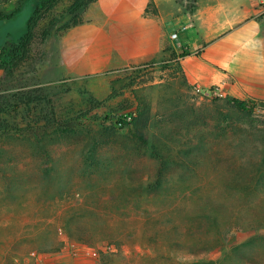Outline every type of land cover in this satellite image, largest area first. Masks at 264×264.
Listing matches in <instances>:
<instances>
[{
    "label": "rangeland",
    "instance_id": "rangeland-1",
    "mask_svg": "<svg viewBox=\"0 0 264 264\" xmlns=\"http://www.w3.org/2000/svg\"><path fill=\"white\" fill-rule=\"evenodd\" d=\"M166 2L175 16L113 28V68L75 79L58 45L101 20L94 0H0L17 12L0 23V264H264V106L185 90Z\"/></svg>",
    "mask_w": 264,
    "mask_h": 264
},
{
    "label": "crops",
    "instance_id": "crops-1",
    "mask_svg": "<svg viewBox=\"0 0 264 264\" xmlns=\"http://www.w3.org/2000/svg\"><path fill=\"white\" fill-rule=\"evenodd\" d=\"M166 1L97 0L95 6L101 20L79 23L66 31L58 45L59 63L75 79L107 73L115 65L117 56L113 28L141 22L149 14L150 6L151 16L159 11L166 23L177 14L166 12L165 4H169ZM262 4L263 0H193L190 3L181 0L178 11L181 23L173 30L178 31V39L173 41L170 37L169 43L185 90L205 92L217 88L225 97L239 103L264 105ZM183 26L187 29H181ZM163 47L151 42V62L164 60ZM75 251L77 255L89 254Z\"/></svg>",
    "mask_w": 264,
    "mask_h": 264
},
{
    "label": "trees",
    "instance_id": "trees-1",
    "mask_svg": "<svg viewBox=\"0 0 264 264\" xmlns=\"http://www.w3.org/2000/svg\"><path fill=\"white\" fill-rule=\"evenodd\" d=\"M20 1H23V0H20ZM97 0H94V3H96ZM45 7H48V5H45L43 6L42 8H39L35 10V17H39V15L41 14L40 12H43V10H46ZM151 13V6H150V9H149V14ZM17 16V12H13L12 14H9V15H2L0 14V23L2 22H5V23H10V22H13L15 20ZM34 22H35V19H30L27 23V30L26 32H24V34H20L18 35L17 37H14V41L12 43V48L11 50H9V52L6 54V57H8L9 59H12L11 61L14 62L16 61V59H18V56H22L21 59L24 60V57L26 56V48L30 46V41L32 40V28L34 26ZM79 23L77 24H74L73 26L75 25H78ZM71 26V28L73 27ZM70 29V28H69ZM9 35H11V33H7L6 36H3L1 37L3 40L7 38V36L9 37ZM5 45V42L2 41L0 43V47H4ZM6 49V48H5ZM3 56H4V51H2V53H0V62L2 61L3 59ZM20 60V59H19ZM5 65H7V63L5 64H0V68H3ZM26 100L28 101V103H30V100L29 98L27 97ZM264 106V105H262ZM263 225L262 223H259V227ZM85 231V230H84ZM83 230L80 231V233L82 234ZM79 240L82 242V243H85L88 242L87 240L84 239V236H79Z\"/></svg>",
    "mask_w": 264,
    "mask_h": 264
},
{
    "label": "built area",
    "instance_id": "built-area-1",
    "mask_svg": "<svg viewBox=\"0 0 264 264\" xmlns=\"http://www.w3.org/2000/svg\"><path fill=\"white\" fill-rule=\"evenodd\" d=\"M181 29L186 30L187 27L186 26H183ZM170 37H171V40H173V41L174 40H177L178 39V31L172 32L171 35H170ZM221 93L222 92L219 89H215L214 91H211V90H207L206 91V94L207 95H212V94H214V95H220ZM131 120H132V116H126L125 121H131Z\"/></svg>",
    "mask_w": 264,
    "mask_h": 264
}]
</instances>
